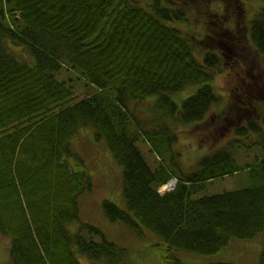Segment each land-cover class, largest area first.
<instances>
[{
  "label": "trees",
  "instance_id": "obj_1",
  "mask_svg": "<svg viewBox=\"0 0 264 264\" xmlns=\"http://www.w3.org/2000/svg\"><path fill=\"white\" fill-rule=\"evenodd\" d=\"M179 1L151 0L149 9L137 0H0V231L11 236L13 264H82L79 253L94 264H130L128 249L97 226L84 224L100 240L67 228L79 216V196L93 187L92 175L80 167L85 159L72 145L85 126L94 128L97 140L107 141L123 166L126 208L105 199L107 216L123 220L141 237L144 229L158 234L166 243L159 247L161 264H183L173 249L215 254L232 237L251 238L264 230V119L236 127L237 135H258L263 155L257 164L238 165L230 144L202 156L198 168L186 173L163 159L176 137L171 125L150 129L131 106L159 93L158 102L172 118L207 125L241 102L234 98L208 117L220 99L208 82L181 107L172 98L189 83L212 79L221 61L235 52L230 27H219L223 40L217 45L208 42L214 33L197 38L203 50L211 47L200 61L194 39L166 22L185 14L172 3L195 2ZM240 1H233L237 13ZM205 5V29L216 23L215 13L224 22L226 8L220 12ZM249 31L264 54V13L251 19ZM64 67L75 76L59 77ZM77 75L94 91L81 97ZM141 138L161 157L156 166L139 146ZM241 169L250 172L251 184L198 194L214 179ZM173 176L176 185L161 193Z\"/></svg>",
  "mask_w": 264,
  "mask_h": 264
},
{
  "label": "rangeland",
  "instance_id": "obj_2",
  "mask_svg": "<svg viewBox=\"0 0 264 264\" xmlns=\"http://www.w3.org/2000/svg\"><path fill=\"white\" fill-rule=\"evenodd\" d=\"M184 1L180 0L179 2ZM234 0H195L187 2L184 5L172 3L170 7L184 10V17H175L166 22L187 32V35L194 39L197 58L202 61L203 52L211 47L204 48L200 46L204 32L214 33L208 40L211 46L217 45L223 40L222 32L219 27L228 26L235 38H231V44L234 48L232 57L221 61L218 68L213 72L214 77L201 82H193L184 86L182 89L171 93L172 98L181 107L185 98L194 94L204 83H211L216 93L220 96L219 101L215 102L209 115H218V113L227 107L234 99L238 98L233 93V88L242 80L241 72H244L251 66L256 75L264 72V54L260 53L256 44L252 41L250 35L251 19L264 13V0H241L242 9L237 13L233 5ZM137 2L149 9L151 0H137ZM229 2V7L226 3ZM205 4L209 5L208 10L218 9L222 12L225 8L227 15L222 22L217 13H214V26L205 29L207 14L204 12ZM218 5V6H217ZM223 24H221V23ZM237 22V26H236ZM219 28V29H217ZM210 29V30H209ZM219 33L215 35V31ZM221 30V29H220ZM234 32V33H233ZM226 34V33H225ZM224 34V36H225ZM198 38V39H197ZM219 46V45H218ZM16 49H18L16 47ZM22 49V56L30 59L28 51ZM20 50V49H18ZM222 54V49H217ZM68 78L75 76L74 72L63 68V73L59 77ZM78 94L83 97L94 91L91 85H87L85 77L77 75L74 80ZM259 85H253L251 80L250 98L255 100L251 108H245L237 104L228 110L225 117L215 116V120L208 124L195 125L197 123L182 124L167 113L158 102L159 93H153L142 101H133L131 106L137 111L140 120L151 128L157 124L168 123L172 127V132L176 137L172 140V150L164 155V162L175 170L182 168L186 173L198 168L199 159L224 146H230L234 149V154L238 165L246 167L248 164H257L259 156L263 155V146L258 142V135L251 132L247 135H237L236 127L241 124H248L250 120L264 119V77L259 79ZM261 89V90H260ZM259 91L261 93H259ZM245 105V104H244ZM248 107V105H245ZM240 111H239V109ZM251 109V110H250ZM250 110V111H249ZM249 111V112H248ZM207 117V119H208ZM264 133V132H263ZM241 138V139H238ZM238 139L233 145V141ZM148 161L156 166L160 156L152 149L145 139L138 141ZM72 145L76 152L80 153L84 159V164L80 167L85 168L91 175L93 187L79 196V216L74 220L67 222V228L71 233L83 232L86 236L100 240L101 235L90 232L85 223L97 226L104 235L128 249L127 262L130 264H161L159 247L166 248V243L156 233L149 229H144L146 235L141 237L134 233L132 229L123 220H111L104 208L103 200L110 199L115 201L122 208H126V202L123 196V166L114 157L107 141L103 138L97 140L94 128L85 126L72 138ZM172 172V170H171ZM175 172V171H173ZM176 178L177 183V177ZM172 177V178H173ZM171 178V179H172ZM251 174L246 169H241L233 174L216 178L209 182L206 188L198 194H211L226 190H234L251 184ZM163 192V188L161 187ZM11 236L0 231V264H13L10 261ZM74 246H76L74 244ZM183 261V264H209L211 262L232 261L238 263L261 264L262 253L264 251V230L251 238L232 237L228 245L215 254H200L184 249H173ZM82 264H94L89 261L85 255L78 254Z\"/></svg>",
  "mask_w": 264,
  "mask_h": 264
},
{
  "label": "flooded vegetation",
  "instance_id": "obj_3",
  "mask_svg": "<svg viewBox=\"0 0 264 264\" xmlns=\"http://www.w3.org/2000/svg\"><path fill=\"white\" fill-rule=\"evenodd\" d=\"M252 68L253 66L250 65V67L246 70V72H244V74H242L244 71V68L242 69V72H241L242 80H240V82L233 88V93L235 94V96L241 99V102H239V105L244 106L245 108H251V106L254 105L252 102V98H250V96L252 95V92L250 89L251 83H254L253 85H257V86L259 85L260 87L259 79L261 78V76L264 77V72H260V75L258 76L253 72ZM250 80H251V83L249 84ZM259 93L261 92L259 91ZM244 104L245 105L247 104L248 107H246Z\"/></svg>",
  "mask_w": 264,
  "mask_h": 264
},
{
  "label": "bare ground",
  "instance_id": "obj_4",
  "mask_svg": "<svg viewBox=\"0 0 264 264\" xmlns=\"http://www.w3.org/2000/svg\"><path fill=\"white\" fill-rule=\"evenodd\" d=\"M234 11H236V10H234ZM253 100V99H252ZM172 181H176V178H172L170 181H168L167 183H165L163 186H161L162 188H163V192L161 191V187H160V192L161 193H165V192H167L168 190H170V189H172L175 185H176V182L173 184V186H171L170 188H168L167 189V187L166 186H168V185H170V183L172 182Z\"/></svg>",
  "mask_w": 264,
  "mask_h": 264
},
{
  "label": "built area",
  "instance_id": "obj_5",
  "mask_svg": "<svg viewBox=\"0 0 264 264\" xmlns=\"http://www.w3.org/2000/svg\"><path fill=\"white\" fill-rule=\"evenodd\" d=\"M175 182L174 181H172L171 183H170V185H168V186H166L167 187V189L168 188H170L171 186H173V184H174Z\"/></svg>",
  "mask_w": 264,
  "mask_h": 264
}]
</instances>
